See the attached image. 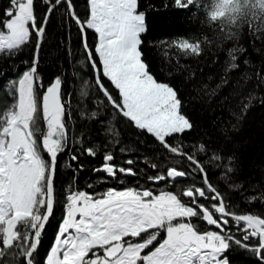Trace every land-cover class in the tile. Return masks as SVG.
I'll list each match as a JSON object with an SVG mask.
<instances>
[{"label": "snow or ice", "instance_id": "1", "mask_svg": "<svg viewBox=\"0 0 264 264\" xmlns=\"http://www.w3.org/2000/svg\"><path fill=\"white\" fill-rule=\"evenodd\" d=\"M39 2L45 7L42 18L36 13V0H9V7L0 15V56L13 58L30 44L35 48L30 66L5 85L14 102L0 110V264H41L38 248L54 213L60 154L78 144L79 153L93 158L97 155L96 148L83 146L82 136L72 135L71 104L62 91V77H54L45 88L38 74V53L57 10L78 28L85 56L80 63L91 66L95 84L113 114L121 115L163 149L186 158L189 169L168 166L166 172L147 175V182H167L176 186L175 192L129 187L90 194L67 186L65 214L42 264H229L225 254L233 245L250 252L257 264H264V216L232 211L196 155L183 152L179 143L169 142V138L190 132L194 125L182 111L186 103L178 90L159 81L144 59L143 35L148 26L140 0H87L89 12L85 18L77 14L73 0ZM174 4L180 10L204 7L203 0H174ZM208 16V23L215 22L222 39L238 41L247 26L253 43L264 40V0H211ZM89 30L97 34L95 55L87 42ZM204 42L185 38L172 43L186 55L199 56ZM246 52L242 46L227 51L224 76L217 88L227 85L228 73L240 68V56H245L242 62L246 68L250 65ZM101 73L117 90L119 99L104 86ZM253 78L257 87H264V67L243 75L245 82ZM38 89H43L42 96ZM215 92L212 89L209 94ZM85 95L82 91L81 96ZM254 99L249 94L248 103L241 108L243 113ZM98 115L93 111L87 118ZM41 120L46 125L43 129ZM125 151L120 148L121 153ZM198 151L205 149L201 145ZM70 161L78 162L79 154L73 153ZM103 161L95 171L111 179L139 177L145 172L134 170L132 165L137 161L132 158L117 164L111 151L105 152ZM143 162L154 171L161 167L147 159ZM197 175L204 187L193 184L182 188L177 183L178 179H195ZM255 199L264 201V194L248 202ZM194 220L217 230H202ZM230 222L239 237L231 233Z\"/></svg>", "mask_w": 264, "mask_h": 264}, {"label": "trees", "instance_id": "2", "mask_svg": "<svg viewBox=\"0 0 264 264\" xmlns=\"http://www.w3.org/2000/svg\"><path fill=\"white\" fill-rule=\"evenodd\" d=\"M73 2L77 14L85 18L89 12L87 0ZM203 4L204 7L198 10H180L174 0H140V10L146 12L148 26V31L143 35L144 59L159 81L170 83L178 90L179 97L186 103L182 111L194 125L190 132L179 138H169V142L179 143L183 152L196 155L206 169L209 181L223 194L232 211L264 216V201L255 199L248 202L249 198L264 194V103H261L264 87H257L254 78L247 82L243 79L245 72L254 74L264 67V40L256 39L253 43L247 26L242 29L238 41L222 39L219 29L214 26L215 22L208 23L211 0H203ZM8 7L9 0H0V15ZM35 9L38 17L42 18L45 7L39 0H36ZM185 38L190 42L205 41L202 44V54L186 55L172 43ZM87 42L95 55L97 34L94 31L87 32ZM234 46L247 49L245 55L249 58L250 65L246 68L242 62L245 56H240V68L228 73L227 85L217 88L224 76L228 59L226 53ZM34 54V45L30 44L13 58L0 56V110H5L14 102L5 85L30 66ZM82 60H85V56L80 32L74 23L57 10L47 25L38 53V74L45 88L54 77H62V91L71 104L72 135L76 138L82 136L83 146L96 148L97 155L93 158L79 153L78 144L60 154L54 181V213L42 232L38 248L37 259L41 264L62 221L67 186L72 185L90 194L127 187H149L154 192L158 189L175 192V185L167 182L151 184L147 182V175L166 172L168 166H175L180 170L189 169L186 158L163 149L158 142L143 135L121 115L113 114L103 93L95 84L91 66L87 63L82 65ZM97 64L99 65L98 57ZM101 79L112 95L119 99L117 90L107 78L102 77V73ZM212 89H216L214 95L209 94ZM82 91L87 95L82 97ZM38 92L41 95L43 89H38ZM249 94L256 99L252 100L247 112L243 113L241 108L248 103ZM93 111H97L99 115L88 119L87 116ZM81 112L86 115L81 116ZM237 116H242V119L237 120ZM41 127H46L43 120ZM201 145L205 149L203 152L198 151ZM120 148H125L126 151L121 153ZM108 151L115 155L117 164L132 158L137 161L132 165L134 170L145 169V172L139 177H120L118 174L120 178L111 179L103 172L95 171L104 163L103 155ZM73 153L79 154L78 162L70 161ZM145 159L161 167L154 171L150 165L146 167L143 162ZM176 160L180 163H173ZM79 165H83V168L80 169ZM121 178L123 183L120 182ZM177 183L182 188L193 184L205 186L199 175L195 179H178ZM184 199L187 202V198ZM201 202L209 204V201ZM194 222L199 223L202 230L213 229V226H206L202 221ZM232 226L233 223L230 222L229 227ZM233 234L239 237L236 232ZM162 237L163 234L161 239ZM225 255L229 264H257L250 252L235 245Z\"/></svg>", "mask_w": 264, "mask_h": 264}, {"label": "rangeland", "instance_id": "3", "mask_svg": "<svg viewBox=\"0 0 264 264\" xmlns=\"http://www.w3.org/2000/svg\"><path fill=\"white\" fill-rule=\"evenodd\" d=\"M21 74V73H20ZM19 74V75H20ZM18 75V76H19ZM127 188H129V187H127ZM158 188V187H157ZM112 189H116V188H112ZM123 189H126V188H122V189H117V190H123ZM108 190V189H107ZM107 190H105V191H103V192H98V193H93V194H102V193H104V192H106ZM160 191H164V190H160V189H158L157 191H155L154 193H159ZM186 201V200H185ZM210 203V202H209ZM64 214H65V211H64ZM64 216V215H63ZM62 219H63V217H62ZM62 222V221H61ZM60 222V223H61ZM230 228V230H231V233L233 234V232H236V234L237 235H240V233H238L237 232V230H236V227H235V225L233 224V226L232 227H229ZM59 229V228H58ZM210 230H217V229H215L214 227H213V229H210ZM57 232H58V230H57ZM57 235V234H56ZM163 238V237H162ZM55 241V240H54ZM53 244H54V242H53ZM52 244V245H53Z\"/></svg>", "mask_w": 264, "mask_h": 264}, {"label": "flooded vegetation", "instance_id": "4", "mask_svg": "<svg viewBox=\"0 0 264 264\" xmlns=\"http://www.w3.org/2000/svg\"><path fill=\"white\" fill-rule=\"evenodd\" d=\"M42 94H43V92H42ZM42 94H41V96H42ZM41 114H42V113H41ZM101 166H102V165H101ZM101 166H99V167H101ZM99 167H98V168H99ZM126 167H127V165H126ZM103 173H104V172H103ZM104 175L106 176V174H105V173H104Z\"/></svg>", "mask_w": 264, "mask_h": 264}, {"label": "water", "instance_id": "5", "mask_svg": "<svg viewBox=\"0 0 264 264\" xmlns=\"http://www.w3.org/2000/svg\"><path fill=\"white\" fill-rule=\"evenodd\" d=\"M100 168V167H99Z\"/></svg>", "mask_w": 264, "mask_h": 264}]
</instances>
